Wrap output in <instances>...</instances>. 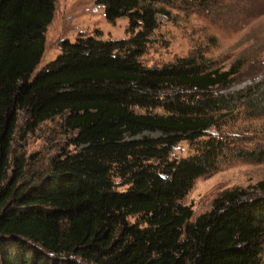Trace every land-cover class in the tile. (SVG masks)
<instances>
[{"label":"trees","instance_id":"obj_1","mask_svg":"<svg viewBox=\"0 0 264 264\" xmlns=\"http://www.w3.org/2000/svg\"><path fill=\"white\" fill-rule=\"evenodd\" d=\"M163 1L97 0L107 21L125 16L136 32L64 40L35 71L55 0H0V264H260L263 180L222 191L194 220L182 199L223 150L210 128L239 102L264 105V81L222 93L237 63L143 66ZM19 112L25 132L60 117L73 147L31 180L11 156ZM146 130L161 135L138 137ZM181 140L197 151L170 157Z\"/></svg>","mask_w":264,"mask_h":264},{"label":"rangeland","instance_id":"obj_2","mask_svg":"<svg viewBox=\"0 0 264 264\" xmlns=\"http://www.w3.org/2000/svg\"><path fill=\"white\" fill-rule=\"evenodd\" d=\"M156 6L165 13L157 14V26L140 56L143 66L161 67L190 56L203 60L209 68L228 69L237 63L238 73L220 90L222 93L239 92L264 81V0H165ZM135 32L129 30L125 16L107 21L97 0H55L53 17L44 33V51L35 71L60 53L64 40L73 42L81 36L127 39ZM260 106L239 102L208 131L223 138L224 147L215 167L196 177L182 199L192 208L191 220L209 210L222 191L264 181V160H255L264 146V105ZM23 119L24 113L19 112L11 156L24 160V180H31L46 172L54 155L73 147L67 146L70 133L60 117L44 121L28 132L22 130ZM160 135L159 131L146 130L138 137ZM198 147L195 141L181 140L172 148L170 157L189 156ZM260 264H264V252Z\"/></svg>","mask_w":264,"mask_h":264}]
</instances>
